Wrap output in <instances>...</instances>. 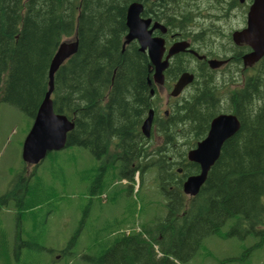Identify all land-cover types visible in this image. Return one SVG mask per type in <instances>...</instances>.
I'll list each match as a JSON object with an SVG mask.
<instances>
[{
  "label": "trees",
  "instance_id": "obj_1",
  "mask_svg": "<svg viewBox=\"0 0 264 264\" xmlns=\"http://www.w3.org/2000/svg\"><path fill=\"white\" fill-rule=\"evenodd\" d=\"M133 2L144 5L143 17L163 22L180 33L181 40L193 39L188 26L204 17L194 35L214 42L219 30L211 24L218 13H229L223 0H206L204 9L197 0H165L157 11L151 0H0V104L12 106L33 122L48 91L50 65L59 45L77 38L78 52L55 74L52 96L55 113L75 125L65 149L85 148L96 158V187L91 186L90 193L102 195L112 189L108 198L112 196L115 203L120 198L133 200L134 207L118 222V229L109 226L99 233L95 254L83 258L93 264H188L211 236L260 237L245 251L246 257L264 248V57L251 74L242 73L241 85L232 90L239 69L224 71L217 79L203 67L186 95L169 104L168 114L159 118L156 114L148 139L142 126L150 110L159 112V104L151 95L154 70L147 53L136 41L124 47L127 12ZM192 58L183 53L175 57L166 71L169 83L188 70ZM238 61L233 65L238 67ZM221 114L236 115L240 130L223 145L198 195L189 197L183 184L200 173V166L188 160V152L206 138L213 119ZM154 133L162 142L152 147ZM59 155L60 151L51 152L46 158L55 160ZM150 174L160 199L153 214L150 208L155 201L142 190L144 177ZM106 176L110 180L103 183ZM33 181L46 183L37 172L20 171L14 182L23 186V192L11 190L0 199L2 204L8 198L13 203L19 199L15 205L21 224L16 227L14 248L22 235L37 233L44 199ZM227 226L230 229L224 232ZM3 228L2 244L7 245ZM80 233L81 227L67 249L61 250L63 259ZM206 252L210 251L205 248Z\"/></svg>",
  "mask_w": 264,
  "mask_h": 264
},
{
  "label": "rangeland",
  "instance_id": "obj_2",
  "mask_svg": "<svg viewBox=\"0 0 264 264\" xmlns=\"http://www.w3.org/2000/svg\"><path fill=\"white\" fill-rule=\"evenodd\" d=\"M205 2L206 0L198 1L203 9ZM203 11L206 14L207 11ZM230 14L218 13L220 19H215L216 22H222L223 31L226 34L242 24L233 20L235 18L232 15L231 18ZM199 18L195 19L196 23L204 17ZM232 89L231 86L230 90ZM166 104L167 97L164 96L158 105V111L162 116L169 109ZM32 124V119L22 112L5 103L0 104V199L8 192L10 194L11 190L18 195L23 192L21 189L23 186L19 187L18 183L14 181L19 172L26 169L22 158L23 144ZM161 142L160 135L154 133L151 146H158ZM97 166L98 162L89 150L73 147L61 150L55 160L46 158L32 171H27V174L37 172L46 181L45 185L38 184L37 181L32 182L36 185L34 187L40 186L39 189L43 192L42 198L44 199L40 203L42 209L38 218L37 233L30 236L22 235L14 248L17 240L16 227L18 223L21 224L17 218L18 207L15 205L19 199L14 203L9 198L6 203L2 204L0 201L2 204L0 205V231L3 227L7 230V245L2 244L4 238L1 236L2 231L0 232V264H93L83 256L95 254L94 242L97 238L102 237L99 233L104 232L109 226L118 229V222L130 215L131 211L129 212V210L134 208L133 200L129 202L120 198L116 204L112 196L108 198L112 189H108L102 195L99 192L96 194L89 192L90 187L94 186ZM137 179L139 181L138 176H136ZM109 180L110 177L106 176L102 182L106 183ZM125 183L123 181V184ZM116 186L122 187V184L117 183ZM138 187V185L135 186L136 191ZM155 189L154 175L145 176L142 190L145 193L149 192L155 201L150 208L152 214L160 202L159 195L154 192ZM134 198L136 199L135 194ZM140 207L141 201L138 200L136 220L139 219ZM45 214H47L46 223L43 218ZM80 227L81 233L78 241L73 243L69 249L70 254L68 253L67 257L63 259L61 250L67 249L71 238ZM229 229L230 227H225L224 232H228ZM20 240L30 243L31 246H20ZM259 240L260 237L253 234H248L244 239L239 236L227 239L211 236L206 239L200 255L188 264H264V248L249 252L246 257H243L245 251L247 249L249 251ZM36 244L42 248L36 247ZM205 248L210 252H206L204 255ZM17 254H19V260H17ZM231 258H239V260L232 263L229 261Z\"/></svg>",
  "mask_w": 264,
  "mask_h": 264
},
{
  "label": "water",
  "instance_id": "obj_3",
  "mask_svg": "<svg viewBox=\"0 0 264 264\" xmlns=\"http://www.w3.org/2000/svg\"><path fill=\"white\" fill-rule=\"evenodd\" d=\"M144 5L133 2L127 12L128 34L124 47L133 41H137L140 51L147 53L155 73L154 82H164V72L169 67V59L189 49V43L179 42L174 44L163 60L166 52L165 40L162 37H153L155 30L167 31L166 27L158 22L153 23L151 18L142 16ZM233 38L237 43H244L252 49V53L245 57L246 65H253L264 57V0H253L247 15V27L236 32ZM77 38L63 41L50 65L49 88L45 95L32 127L23 144L22 158L28 166L39 165L46 159L49 153L58 152L67 146L68 134L74 129V123L66 116L55 113L52 96L55 89V74L60 67L78 52ZM192 54L198 56L194 51ZM212 68H218L221 63L210 61ZM193 81V75L184 73L175 84L171 93L172 97H178L183 90ZM155 112L149 111V115L142 126L143 135L151 138ZM241 124L234 114H221L213 119L210 130L204 140L197 147L188 152L189 161L200 166V173L188 177L183 184V191L187 196L198 195L205 184L212 167L220 158L223 145L240 130Z\"/></svg>",
  "mask_w": 264,
  "mask_h": 264
},
{
  "label": "flooded vegetation",
  "instance_id": "obj_4",
  "mask_svg": "<svg viewBox=\"0 0 264 264\" xmlns=\"http://www.w3.org/2000/svg\"><path fill=\"white\" fill-rule=\"evenodd\" d=\"M153 2V6L155 11H157L159 9L160 6L165 4V0H151ZM201 1V0H197ZM224 2V9H226L227 11L229 10V13H231L229 16H233L238 23H242L241 25H238L236 28H234L232 31L229 32V34H226L223 31V24L222 22H216L211 24V27L213 28H217L219 30V37H217L214 42L211 41V39H207L204 36L198 35L199 36V40L196 39V35L197 32L195 31V29H199L198 28V24H202V22H198V23H194L192 22L191 24H189L188 28H191V30L188 31V34L190 33L192 38H188L186 40H181V36L180 33H173L174 31L172 29H168L165 24H163V22H159L157 20H153V23H160L162 25H164L167 29V31L165 33H163L161 30H155L153 33V37H162L165 40V44H166V52L164 55L163 60L166 59L169 49L176 43L179 42H187L189 43V49L185 52H182L186 57H188L189 55L192 56V60L190 62V64L188 65V70L187 71H183L178 78L172 82L169 83L167 80V75H166V71L168 69H170L171 64H173V61H175V56L171 57L169 59V67L168 69L164 72V82L162 84H158L156 82H153L155 84V88L154 90L151 91V95L153 96V98H156V101L160 102L162 97H167V106L169 108V104L178 98H181L183 96L186 95V93L193 87V84L195 82V79L197 77V75H199L200 70L204 68H209L211 71H213L215 77H217V79H219V76L224 72V71H230V69L234 68V70H240L241 73L236 75V83L234 85H232L233 89H235L236 87H238L239 85H241L242 81H243V72H248L247 74H251V68L253 66H255L258 63H255L253 65H246L245 63V57L248 56L249 54L252 53V49L244 44V43H237L235 41V39L233 38V35L236 32H240L242 30H244L247 27V15L249 12V9L253 3V0H223ZM220 9V8H219ZM231 16V18H232ZM241 16V17H240ZM215 19L219 20V16L217 15L215 17ZM167 21V20H166ZM126 40V39H125ZM137 42V41H136ZM138 43V42H137ZM139 45V44H138ZM190 51H194L198 54V56L192 54ZM239 60L238 62H240V65H238V67H236V65H233V61L235 60ZM215 60L221 63V66L218 68H212L210 65V61ZM186 58L183 59V62L185 64ZM177 72H181L180 68H176ZM154 70V67H153ZM155 73V70H154ZM153 73V76H154ZM184 73H189L190 75H193V81L183 90V92L176 98L172 97L171 93L174 89L175 84L178 82V80L180 79V77L184 74ZM158 110V108H157ZM155 112V111H154ZM165 115L168 114V110L164 112ZM163 113V114H164ZM161 117V112H156L155 113V117ZM154 117V119H155ZM150 139V138H149ZM112 159V157H111ZM109 160V159H108ZM27 170L26 171H32L35 167H29L26 166L25 167ZM179 172H181L179 170ZM22 186V185H19Z\"/></svg>",
  "mask_w": 264,
  "mask_h": 264
}]
</instances>
